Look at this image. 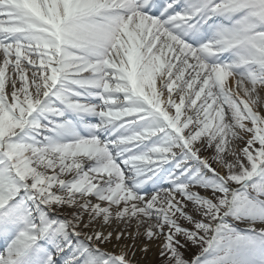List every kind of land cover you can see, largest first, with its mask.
<instances>
[{"label": "snow or ice", "instance_id": "1", "mask_svg": "<svg viewBox=\"0 0 264 264\" xmlns=\"http://www.w3.org/2000/svg\"><path fill=\"white\" fill-rule=\"evenodd\" d=\"M0 17V264H133L119 242L140 236L160 264H264V0H0Z\"/></svg>", "mask_w": 264, "mask_h": 264}, {"label": "rangeland", "instance_id": "2", "mask_svg": "<svg viewBox=\"0 0 264 264\" xmlns=\"http://www.w3.org/2000/svg\"><path fill=\"white\" fill-rule=\"evenodd\" d=\"M198 103H199V101H198ZM171 110H175V109L173 108ZM182 111H183V109H182ZM241 146H243V143H241ZM203 155H208V153H203ZM213 166L216 167V164H213ZM218 170L220 171L221 169H218ZM222 171H224V170L222 169ZM196 191L200 192L201 194H204V192H202L198 189H196ZM91 200H92V202L95 203L96 199H95V197H91ZM105 205H107V204L105 203ZM155 239H157V238H155ZM136 240H137V238L135 240H131V238H129V239L121 240L119 243H121V244H123V243L132 244V242H135ZM151 240L152 239L144 238L145 242H150ZM157 240L161 241V239H157ZM115 243H117V242L115 240H113V244H115ZM131 246L134 247V252L130 251L129 256L133 258V256L136 255L137 246L135 244H132ZM107 247L112 248L111 245H108ZM181 251H182L183 255L185 256V258L190 260L194 254H197L199 252V246H192L189 244L186 249H182ZM144 255L145 256H143L141 253H138V259L135 262H133V264H140V259L143 260V262H144L143 264H160L159 250L156 251L155 255H153V254H149V255L144 254Z\"/></svg>", "mask_w": 264, "mask_h": 264}, {"label": "bare ground", "instance_id": "3", "mask_svg": "<svg viewBox=\"0 0 264 264\" xmlns=\"http://www.w3.org/2000/svg\"><path fill=\"white\" fill-rule=\"evenodd\" d=\"M13 75H14V73L12 72V69H11L10 67H8V69L6 70V77H10V76H13ZM232 83H233V82H232ZM232 83H231V84H232ZM231 86H232V85H230V87H231ZM157 87L159 88L158 83H157ZM10 92H11V86L8 85V84H6V93L9 94V97H10ZM261 94L264 95V92H262ZM241 96H243L242 93H241ZM177 102H179V100H177ZM263 108H264V106H262V109H263ZM86 170H87V169H86ZM52 171H53L52 169H49V170H48L49 174H51ZM220 171H222V169H221ZM91 175H95V176L97 177L96 180H93V181H92L93 183H96V182L99 180V178H100L99 174H91ZM58 194H59V193H58ZM95 199H96V198H95ZM95 202H98V201L95 200ZM99 203H102V202H99ZM105 203L107 204V202H103L101 205H102V206H106ZM112 207L115 208L116 206L113 205ZM132 230H133V229H129V231H132ZM141 231H143V230H141ZM144 238H146V237H144V236H140L139 238H137V240H136L135 242H132V244H135V245L137 246L136 255H134L133 258L131 257V260H132L133 262H135V261L138 259V253H141L143 256H145L144 254H147V255H149V254H153V255H155L156 251L159 250V246H160V244H161V241H158V240L155 239V238H151L152 240H151L150 242H145V241H144ZM146 239H147V238H146ZM131 240H133V239H131ZM123 244H125V243H123ZM132 244H128V243H126V245H130V246H131ZM145 244L148 245V250H147V251L143 250V246H144ZM108 250H112L113 252H117V249H114V248H109V247H108ZM143 263H144L143 260L140 259V264H143Z\"/></svg>", "mask_w": 264, "mask_h": 264}]
</instances>
